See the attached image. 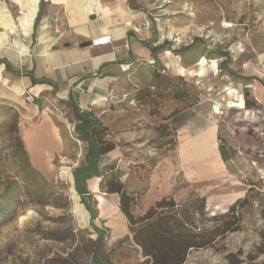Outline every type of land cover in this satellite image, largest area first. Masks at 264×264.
<instances>
[{"label": "rangeland", "instance_id": "rangeland-1", "mask_svg": "<svg viewBox=\"0 0 264 264\" xmlns=\"http://www.w3.org/2000/svg\"><path fill=\"white\" fill-rule=\"evenodd\" d=\"M9 3L0 0V8L4 7L17 23L20 12ZM136 3L133 7L144 15L140 43L150 52L168 42L169 50L153 56L150 53L152 60L143 58L130 67L133 82L128 106L134 110L133 121L129 130L119 129L117 134L108 131L106 139L119 147L120 155L115 166L102 172L113 168L114 175L127 187L140 184L138 192L142 195L133 210L135 216L155 203L156 195L146 193L153 170L159 177L169 172L176 185L169 186L166 198L173 193L178 215L192 221L197 231L212 228L214 216L224 215L238 201L234 208L238 230L218 238L213 247L190 250L184 264H264V0ZM16 34L9 35L3 54L15 50L14 41H23L18 30ZM6 76L11 79L9 86L20 81L19 75L5 72ZM179 93L184 97L176 100L174 96ZM52 97L47 92L34 98L29 91L21 97V102L34 103L44 113L43 117L58 129L62 142L48 160L50 174L37 171L35 177L24 169V159L17 154L15 135L11 133L15 122L22 139L23 122L31 126L34 119L21 118L20 105L0 98V195L7 182L15 179L21 187L19 200L27 202L9 221L4 220L12 206H6L0 215V264L140 263L142 258L129 226L120 240L110 239L109 222L118 211L113 213L87 197L97 211L93 224L104 238L94 248L97 234L91 223L82 225L73 209L77 195L69 183L73 172L87 165V146L76 139L73 112ZM240 100L242 109L230 105ZM37 137L44 146L53 145L48 135ZM169 140L175 141L172 149L168 145L156 148ZM216 144L226 151V161L213 154ZM191 148L202 149L208 157L200 161L197 151L192 153V183L180 186L190 172L179 166ZM64 167L68 175L62 174ZM26 188L30 195L25 198ZM100 192L106 193L104 188ZM0 205H5L3 200ZM40 230L53 231L65 239H44L38 234ZM228 254L232 258L226 259Z\"/></svg>", "mask_w": 264, "mask_h": 264}, {"label": "crops", "instance_id": "crops-1", "mask_svg": "<svg viewBox=\"0 0 264 264\" xmlns=\"http://www.w3.org/2000/svg\"><path fill=\"white\" fill-rule=\"evenodd\" d=\"M39 1L10 0L9 5L21 12L17 23L4 7L0 8V15L3 14L0 17L1 32H7L9 37L18 30L23 37L22 42L16 41L21 48L15 47L8 55L3 54L4 45L0 46V62H5L9 68L6 70L5 63H0V98L20 105L21 118L34 119L31 126H26L23 122L22 139L32 167L41 174L49 175L48 160L54 156L59 145H62L58 129L48 118L43 117L44 113L34 103L21 102L23 93L29 91L37 98L40 94L49 92L57 104L66 106L71 111L70 105H74L79 114L92 120L98 119L111 134H117L119 129L129 130L133 121L131 117L134 110L128 106L132 100L130 83L133 81L128 71L139 60L145 58L150 61L152 56L149 49L140 43L143 40L141 24L144 15L133 7L137 5V0H43L45 7L34 28ZM5 72L11 76H16L14 73H17L20 81L9 86L11 79L5 77ZM24 73H31L35 79L50 80L56 87L55 92L48 84L33 85L30 77ZM5 87H8V93ZM43 133L51 138L52 146L40 143L37 135ZM118 139L120 138L116 141ZM86 146L87 155L90 147ZM195 150L196 158L200 161L208 157L202 149L194 148L183 155L184 162L179 169L184 167L190 173L186 174L180 186L192 183L190 167ZM213 154L220 156L217 144ZM119 155V147L100 155L96 170L101 173L104 168L115 166ZM169 174L166 172L159 177L156 170H153L147 179L146 193L156 195L153 202L166 197L169 186L176 185L172 184ZM99 182L100 177L87 179L85 196L93 197L102 208L111 209L113 213L118 211L109 222V229L112 231L110 239L118 241L128 232L126 219L119 210V196L100 192ZM121 182L128 192L138 191L141 187L140 184L127 187L123 180ZM69 184L74 189L72 176ZM75 194L77 201L75 200L73 209L85 226L91 221L90 213L81 203L76 191ZM172 194L169 197L176 201ZM94 226L97 227L96 224Z\"/></svg>", "mask_w": 264, "mask_h": 264}, {"label": "trees", "instance_id": "trees-1", "mask_svg": "<svg viewBox=\"0 0 264 264\" xmlns=\"http://www.w3.org/2000/svg\"><path fill=\"white\" fill-rule=\"evenodd\" d=\"M43 6L44 1L40 0L39 10L34 25L37 24L43 12ZM167 45L168 42H164L160 46L152 48L150 50L151 55L153 56L159 51L169 50ZM5 65L6 70H8L9 68L6 63ZM14 74L18 76L17 73ZM24 75L30 77L33 85L48 84L52 86L53 92H55L56 87L50 80L45 78L35 79L31 73H24ZM150 85L152 87L155 86L153 83ZM143 97L147 96L144 94ZM183 97L181 93L174 96L176 100ZM70 106L77 120L74 126L76 139L86 143L90 147V151L85 157L86 167L75 170L73 172V179L74 189L81 197V202L90 213V225L95 234H97L96 240L92 242L94 248L98 247L103 242L104 238L103 232L93 224L96 211L90 206L87 201V196H85L87 194L86 180L93 176L101 177L99 182L100 189L104 188L106 193L117 194L119 196V210L127 221L129 230L132 233V242L138 247L142 258V261L138 264H184L190 250L213 247L218 238H222L228 232L238 230L239 221L234 213V208L238 201L231 205L224 215L214 216L213 221L215 225L212 228L199 229L198 231V228L192 226V221L187 220L185 216L181 218L178 215V209L175 208L177 205L171 197L161 198L159 201L155 202L154 205L149 206L142 215L135 216L133 210L142 194L138 191L128 192L124 184L114 175L113 168H109V172L104 171L102 173L96 170L98 157L111 152L116 147L114 142L106 139L109 131L108 128L98 119L92 120L87 118L86 115L79 114L76 106ZM11 133L15 135L13 139L17 148L16 152L21 160L24 159V169L28 170L27 172L31 177L38 176V172L29 162L25 146L18 135L17 124L15 122ZM166 145H168L169 149H172L175 145V141H165L156 148L161 149ZM218 152L223 161L228 159L227 153L222 146H218ZM19 188L21 187L18 181L11 179L7 182L4 193L0 195V200H3L5 203L4 206L0 205V215L3 213L6 206H12L11 211L7 214L4 221H9L17 212V208H22L24 204L27 203L25 200H19L21 197ZM24 195L25 198L30 195L27 188L26 194ZM39 204L46 206L48 203L39 202ZM201 210L202 208L200 207L198 211ZM38 234L42 235L44 239L58 241L65 239L64 237L57 236L53 231L40 230ZM232 256L233 255L228 254L226 259H230ZM93 264L100 263L93 261ZM229 264H238V262L232 263L230 261Z\"/></svg>", "mask_w": 264, "mask_h": 264}, {"label": "bare ground", "instance_id": "bare-ground-1", "mask_svg": "<svg viewBox=\"0 0 264 264\" xmlns=\"http://www.w3.org/2000/svg\"><path fill=\"white\" fill-rule=\"evenodd\" d=\"M7 40H8V33L7 32H1L0 33V46H3L5 43H7ZM13 47H17V48H21V46H19V44L15 41L13 43ZM231 103V102H230ZM232 107H236V108H239V109H242L244 107V103H243V100H240L238 103H232L230 104ZM68 168L67 167H64L63 168V171H62V174L63 175H68Z\"/></svg>", "mask_w": 264, "mask_h": 264}, {"label": "built area", "instance_id": "built-area-1", "mask_svg": "<svg viewBox=\"0 0 264 264\" xmlns=\"http://www.w3.org/2000/svg\"><path fill=\"white\" fill-rule=\"evenodd\" d=\"M20 14H21V12H20Z\"/></svg>", "mask_w": 264, "mask_h": 264}, {"label": "water", "instance_id": "water-1", "mask_svg": "<svg viewBox=\"0 0 264 264\" xmlns=\"http://www.w3.org/2000/svg\"><path fill=\"white\" fill-rule=\"evenodd\" d=\"M85 45H87V44H85Z\"/></svg>", "mask_w": 264, "mask_h": 264}]
</instances>
